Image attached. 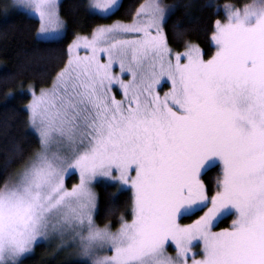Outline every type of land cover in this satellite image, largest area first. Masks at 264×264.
Masks as SVG:
<instances>
[{
    "label": "snow or ice",
    "instance_id": "6c2138e0",
    "mask_svg": "<svg viewBox=\"0 0 264 264\" xmlns=\"http://www.w3.org/2000/svg\"><path fill=\"white\" fill-rule=\"evenodd\" d=\"M3 7L38 18L37 42H59L60 0ZM84 7L109 19L123 5ZM177 7L145 0L75 34L50 84L29 85L36 146L0 174V264H23L54 237L75 245L79 264H264V0L218 8L207 59L192 42L170 47ZM14 79L6 73L5 87ZM101 180L113 203L130 193L126 213L103 226L94 218Z\"/></svg>",
    "mask_w": 264,
    "mask_h": 264
},
{
    "label": "trees",
    "instance_id": "16d2710c",
    "mask_svg": "<svg viewBox=\"0 0 264 264\" xmlns=\"http://www.w3.org/2000/svg\"><path fill=\"white\" fill-rule=\"evenodd\" d=\"M86 2L60 1V13L66 26L59 42L55 43L37 42L34 37L38 19L23 10H9L5 14V0H0V174L18 170L22 164L21 155L27 156L36 146L25 111L31 98L29 85H35L38 91L40 87L50 84L49 74H54L53 65L67 59V44L75 34H88L96 24H109L121 19L130 10L135 11L145 0H121L123 7L109 19L91 15L85 10ZM209 2L212 7H203ZM163 3L178 5L165 28L173 51H182L184 42H192L199 45L207 59L215 50L210 39V24L214 19L223 18L222 11L217 15L218 8L222 9L224 4L242 7L252 3V0H163ZM177 24L182 27L177 28ZM6 73L15 77L7 87L3 80ZM9 90L16 93L15 97L5 101L3 93ZM206 171V183L214 184L217 174L215 167ZM67 182L71 183V180ZM94 186L98 198V211L94 216L96 223L100 226L115 223L120 215L126 213L130 194L120 196L113 203L110 194L115 191L114 188L106 186L105 182H97ZM231 219L228 216L220 227H228ZM51 250L38 246L32 255L23 258V264H79L78 261L65 260Z\"/></svg>",
    "mask_w": 264,
    "mask_h": 264
},
{
    "label": "rangeland",
    "instance_id": "374dc122",
    "mask_svg": "<svg viewBox=\"0 0 264 264\" xmlns=\"http://www.w3.org/2000/svg\"><path fill=\"white\" fill-rule=\"evenodd\" d=\"M10 2H11V0H5V3L6 4L7 3H10ZM19 10L25 11L24 9H19ZM223 18H221V19H223ZM62 33H61V35H62ZM115 70L118 71L119 70L118 67ZM70 180H71V183H68L67 182L68 180H66V183L68 184L69 187L71 186V184L78 182V173L77 174H74V177L72 179H70ZM100 182H104V181L101 180ZM94 185H95V183H94ZM93 187H94V191H95V193L97 195V191L95 189V186H93ZM94 216H95V214H94ZM38 246L45 247L46 249H49V250L52 249L53 252H55L56 254H59L60 256H62L63 258H65V260L78 261L79 262V259H78V250L75 247V245L72 244V242L70 240H68L67 238L65 239L64 245H61L60 239L58 237L49 238L48 240H42V241L38 242L34 246L33 251L30 254H27L26 256L32 255L34 253V249L36 247H38ZM169 253L174 255L175 254L174 253V248H169Z\"/></svg>",
    "mask_w": 264,
    "mask_h": 264
}]
</instances>
